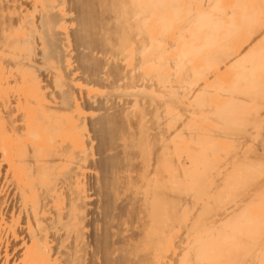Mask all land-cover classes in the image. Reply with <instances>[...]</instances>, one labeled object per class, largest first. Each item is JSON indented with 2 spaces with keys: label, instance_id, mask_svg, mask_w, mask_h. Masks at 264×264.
<instances>
[{
  "label": "bare ground",
  "instance_id": "6f19581e",
  "mask_svg": "<svg viewBox=\"0 0 264 264\" xmlns=\"http://www.w3.org/2000/svg\"><path fill=\"white\" fill-rule=\"evenodd\" d=\"M93 1L111 24L91 47L82 1L0 0V264H193L204 241L229 264H264V179L229 182L214 153L250 141L264 169L251 131L264 130V0ZM104 127L120 175L102 166ZM169 171L222 185L191 223L167 217ZM109 187L122 216L105 213Z\"/></svg>",
  "mask_w": 264,
  "mask_h": 264
},
{
  "label": "rangeland",
  "instance_id": "374dc122",
  "mask_svg": "<svg viewBox=\"0 0 264 264\" xmlns=\"http://www.w3.org/2000/svg\"><path fill=\"white\" fill-rule=\"evenodd\" d=\"M83 3L87 4L86 7L83 9L81 14L78 15L80 24L82 22L83 26V32L84 36H77L78 39V45H88V46H94L98 43L99 40L95 38L94 34V28H98L99 24H102V26L106 24H111L110 18L103 17L99 10L97 9V5L94 4L93 0H80ZM106 16V15H105ZM108 27V25H106ZM107 31V29H105ZM80 60V70L89 76H92L91 74L96 73V71L99 69V62L92 57L91 55L86 54H80L79 55ZM94 75V74H93ZM94 85L93 88L96 90L103 89L101 87L100 82H96L95 80L91 81ZM94 83V84H93ZM261 89L264 90V86L261 87ZM263 122V121H262ZM246 128H248L253 125L252 121L245 122ZM253 131L257 141L256 144L260 145L262 142H264V130L261 129L258 133H255L254 129H251ZM102 134L100 136V152L104 154L101 163H103V167L105 169H110L111 173L120 175L121 173V165L118 164L119 156L116 154V144H117V134L114 129H108L103 128L101 130ZM103 135V136H102ZM109 138V139H108ZM104 139V141H103ZM101 141L104 142L101 144ZM110 145V146H109ZM109 146V147H108ZM213 150L216 148L211 146ZM255 148L250 147V141H245L242 144L235 145L233 144V147H227V149L224 152H218L214 151L216 153V158H227L228 164L220 167L219 171L223 172L224 169H228V178L229 182L232 180L233 172L234 170H239L242 172H248V178L247 180L252 183L251 189L255 186V179L257 177H261L264 179V169H257L262 167V162L257 161L255 156ZM108 154V155H106ZM243 156H247L250 158L251 163L250 164H243L239 161V158H242ZM264 154H262V157ZM107 157V158H106ZM110 158L109 160H107ZM111 162V164H109ZM105 163V164H104ZM235 163H240L239 165L235 166ZM207 172V171H206ZM206 172L198 171L195 173L194 178H190L192 182H188L187 184L179 181V178L177 181H174V177L177 176L176 172L171 173L166 172V187H167V199H166V210H167V217L169 219L176 218V220L180 222L185 223H191V213H194L195 208L198 207L197 204L199 202L204 201L206 198L210 197L211 194L214 195L219 192L222 185H220L218 182H212L211 178L208 176H204ZM238 173L236 179L240 175ZM112 181H110L111 183ZM226 186H230V183ZM218 187V188H216ZM110 188L108 192L105 194V203H106V211L105 213L109 215V217L112 215V212L115 213L117 216H122L125 212V207L121 206L120 204L115 205L114 198L111 195ZM227 190L233 191V193L238 195L242 192L241 189L234 190L233 188H229ZM226 190V191H227ZM264 192V189L261 190ZM211 193V194H210ZM243 195H239V197H242ZM187 197L189 199H187ZM254 197V196H253ZM253 197L247 199V201L251 200ZM258 198H261L264 201V193H258ZM187 199V200H186ZM219 199V197L217 198ZM186 200V201H185ZM254 201V200H252ZM251 201V202H252ZM233 203V202H232ZM203 218L201 217H195L194 223L195 224H201L199 220ZM115 238H110L106 241V246L109 248L108 251L114 250V248L118 245V243L121 242L118 238L114 240ZM198 247H195L197 249V254L194 252H188L186 254L187 257L191 256L192 254L196 255V258H192L193 264H215L216 262H222V264H229V260H232L233 256L228 258L227 254L222 253V251H219L217 249L216 251L211 247L210 243L205 241L203 242L204 247H201L200 244L197 242ZM118 260L115 262L116 264H122V260H124L125 256H117ZM196 262V263H195Z\"/></svg>",
  "mask_w": 264,
  "mask_h": 264
}]
</instances>
